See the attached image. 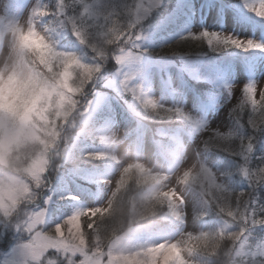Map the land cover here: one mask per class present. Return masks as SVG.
<instances>
[{
    "label": "snow or ice",
    "instance_id": "snow-or-ice-1",
    "mask_svg": "<svg viewBox=\"0 0 264 264\" xmlns=\"http://www.w3.org/2000/svg\"><path fill=\"white\" fill-rule=\"evenodd\" d=\"M17 4L20 12L27 8V17L23 23L7 26L10 45L6 51L0 43L4 57L0 61V229L22 238L18 248L24 264H202L200 257L203 264H264V231L257 232L264 230V203L258 195L264 190V151L254 156L256 135L264 132V86L254 83L240 88L233 110L238 129H243L241 120L247 112L251 134L211 130L202 144L205 151L222 150L233 157L231 172H214L200 158L184 161L177 145L175 156L180 163L174 170H155L137 160L124 162L115 179L100 181L110 188L104 204L77 208L49 226L54 196L49 173L59 171L61 164L71 159L64 129L86 124L106 62L115 65L119 92L130 97L140 114L180 119L197 131L203 124L182 107L158 102L124 71L142 61L146 35L138 25L158 0L125 4L35 0L30 6L17 0ZM249 11L264 18V0ZM65 35L70 37L66 44L74 41L91 55L84 58L58 46ZM26 36L40 40L43 52L26 44ZM185 39L203 42L209 49L264 51V44L215 31L190 33L181 37ZM89 86L91 94L82 101ZM225 91L232 97L231 86L226 85ZM95 138L106 149L113 147L114 135ZM83 158L121 162L114 151H90L83 153ZM253 160L259 163L253 164ZM231 175L238 176L245 186H226L224 178ZM184 189H191L197 197L193 221L214 214L223 227H182L172 240L131 248L123 245L125 236L157 215L186 225ZM58 199L78 201L70 193ZM105 220L114 223L106 226Z\"/></svg>",
    "mask_w": 264,
    "mask_h": 264
},
{
    "label": "rangeland",
    "instance_id": "rangeland-1",
    "mask_svg": "<svg viewBox=\"0 0 264 264\" xmlns=\"http://www.w3.org/2000/svg\"><path fill=\"white\" fill-rule=\"evenodd\" d=\"M13 1H15L16 4ZM51 1L54 0H45L46 3H51ZM112 1H116V0H105V2L108 3H112ZM166 1L167 0H158V5L154 7L151 13L142 21L140 25H138V27L143 28L146 35V39L143 43V48L146 49L145 51L146 55L142 57L141 62L127 66L124 69V71H128L130 74H132L133 83L142 84L143 87L145 88V91L148 92V94L153 98H155L158 102L164 104L166 107L169 106L182 107L185 111L191 114L195 120L200 121L199 120L201 113L199 106L200 103L198 99L195 97V95L194 94H193L194 96L192 95V90L194 89L197 90L198 88H200V85L196 83L194 89H192L189 88L188 85H184L181 82L180 76L175 67L176 57H172L171 56L172 54L161 55L162 53L161 49L157 52V54L153 52V49L159 46L158 43L159 38L157 37V32L163 25V17H164L163 9L165 8L164 5H167L168 3ZM256 1H258V3ZM34 2L35 0H31L30 4ZM183 2L184 0H182L181 4H183ZM123 3L124 4L131 3V0H128L126 2H116L115 4H123ZM260 3L261 0H253L252 3L253 6H250V8L259 5ZM12 4L15 5L12 6ZM213 4L217 5L219 4V2ZM233 16H234L233 13L228 14L227 16L228 24L224 28H221L218 26L217 16L214 10H212L210 12V16L207 17L206 20L194 21L196 23L192 27H190V33L197 34L202 30L215 31L222 35H231L233 38H240L243 40L251 39L254 42L264 44V40H261L259 38V28H256L255 26L250 24H247V26L246 25L238 26L236 24L237 22L232 19ZM26 17H27V8H25L24 12H20L17 4V0H0V35H3V44L5 51L7 47L10 45V36L7 31V26L9 24H14V23H23ZM255 19L260 21L258 23L259 25L264 24V18L257 17L253 12L249 11L247 15V21L252 23ZM67 39H70V37H67ZM67 39L61 38L58 42V46L64 49L66 46H68V49L72 50V43L71 44L65 43V40ZM255 50L257 49H251L248 51H244V50L239 51L237 56L235 57V61H233L232 66L229 68V70L223 73L222 76L219 77L213 72V70L219 62L223 60L226 61L227 59L219 58L211 62L206 61L203 62L202 64L195 65L192 68L191 71L192 74H195L200 79L212 80L220 85H221L220 81L225 79L228 83V86L232 87L233 95L232 97H229L225 91V88L222 87L224 91L223 97L221 98L220 96L218 100L215 102L216 106L212 109L208 117L205 119V122L203 123V128H201L195 133L192 144H187L184 139L183 145L181 146L183 147L182 157L184 161H191L196 158H200L214 172L217 173L231 172L234 162H228V161L221 162L217 160L216 157L212 155L213 154L211 153L212 150L205 151L202 147V144L203 141L208 138L211 130H219L221 132L237 131L238 129L237 126L231 124L232 120H230V117H228L229 114L228 112L232 107L233 108L235 107L234 106L235 103L237 102V100H239L240 88L244 84L254 83L257 86H264V59L255 63L250 78L245 76L243 71V65L242 62L240 61L244 55ZM88 53L89 51L87 49H82L81 46L77 51V54L82 55L84 58L90 56V54ZM191 56L192 55H190L186 60L188 63L194 64L196 61H194ZM150 66H151V70L149 74L146 75L147 73L146 69ZM162 67H164V71L167 75L173 77L172 82L174 84V90L172 93H167L165 90L166 83L161 79ZM115 71H116L115 65H113L112 68H110V72L104 69L101 79L96 83L95 104L93 105L92 111L85 118L86 123L91 119L93 115L98 113L99 116L104 111V108H108L109 110H113L116 112L120 109L117 105H120L121 101H119L116 104L117 100L114 97V95L118 93L119 96H121L118 88V78L115 77L114 75ZM176 75L178 76L180 82H178ZM223 91L221 90L222 94ZM90 94H91V90L88 95L83 96L81 98L82 101L84 99H87L90 96ZM115 117H116L115 127L108 130L107 135H114V145L110 151H114L118 155L121 162L117 164L115 162L110 161L112 163L111 166L112 169L106 171L105 175L97 179L99 183L101 180L104 179H109V180L115 179L118 176L119 169L123 165V163L130 160L140 161L148 167L165 172L174 170L177 164L180 163V161H177L175 153H173L174 162L172 163V165H167L165 160L159 154H154L153 150L155 149V145H153L149 141V135L146 132H144L141 135V137L143 138V146L141 153L136 158L133 157L131 154V152H133L134 150L133 140L136 138L137 134L136 133L130 134V132H128L129 129H131L130 122H125L124 120H118V116ZM85 125H78L76 128L66 127L64 129L63 135L68 138V142L71 147V156L73 153L77 151L78 140L83 139V137H81L80 135ZM152 125L154 129L159 130L160 137L164 141H166V135L164 134V129L154 124ZM179 133L182 132L179 131ZM70 161H71L70 159L65 160L61 164L60 170L57 172L65 173L66 175L73 172L75 168H70L68 166ZM55 163H57V161L53 159V165H55ZM50 171L53 172V175L56 172L55 170H50ZM233 180L235 179H233L231 176H225L224 178V182L226 186L232 189H237L238 184L236 183V181L239 180H235V181ZM50 184H53V182L50 181ZM100 185L103 187V192H102L103 202L98 206L104 204L110 195V188L101 183ZM60 191L62 193H59V196L66 194L64 193L65 189L63 187H61ZM184 193L186 196V211L188 212V216L186 218V225L184 226L178 225L174 222V227L178 228L179 232L182 227H186L188 230H214L220 227L219 225L213 224V222L211 221H206V220L201 222L193 221L191 213L193 207L197 202V197L195 196L193 191H191V189H184ZM260 198H263V196H260ZM53 205L55 207L58 205V198L54 196L52 199V203L49 207V213ZM68 209L73 211L76 210L77 208L74 209L68 208ZM157 217H164V216L157 215L152 219H155ZM48 219H49V214H48ZM52 224L53 223L49 221V226H51ZM178 234L173 237L165 236V234L163 233L155 234L154 241H150L147 243L145 242L146 239L134 240L135 241L134 242L129 237H125L122 243L127 248L138 247L147 244L160 243L165 240H172L175 239L178 236ZM21 241L22 238L15 235L11 230L4 231L0 229V264H24L23 258L21 257L18 248V245L21 243ZM197 259L201 260L203 264L202 257Z\"/></svg>",
    "mask_w": 264,
    "mask_h": 264
},
{
    "label": "trees",
    "instance_id": "trees-1",
    "mask_svg": "<svg viewBox=\"0 0 264 264\" xmlns=\"http://www.w3.org/2000/svg\"><path fill=\"white\" fill-rule=\"evenodd\" d=\"M126 1H128V0H116V1H112V3L126 2ZM52 2H54V1H51V3ZM166 2H168V3H167V5H164V7H165L163 9L164 16L166 14V10L170 8L171 4H173L172 1H170V0L169 1L167 0ZM164 20H166V18ZM67 37H68L67 35L63 36V38H65V39H67ZM168 45H171V48H169L167 46L163 47L161 49V52H162L161 55L172 54L173 56H177V58L178 57L183 58L184 56L187 57V56H190V55H192L191 57H193V58H195L198 55H206V57H209L211 55H219V54H222V53L233 52L234 50H236L235 48L209 49L208 46L206 44H204L203 42L192 41V40H188V39L181 40V41H178V42H175V43H170ZM75 46H76V50H79V49H77V47L80 48V46L78 44H76V43H75ZM88 54L91 55L90 52ZM112 66H113V64L111 63V61H108V62H106L104 69H106L108 72H110V68H112ZM90 90H91V86L86 88L84 96L88 95ZM121 96L123 98V100L122 99L121 100L123 102H125L126 104L131 102L130 97L123 96L122 94H121ZM237 104H238V100H237V102H236V104L234 106L236 107ZM133 106H134V108H136V109H134V111L138 110L139 114H140V110H139L138 106L134 102H133ZM234 108H233V110H234ZM140 115L145 117V118H147V120H145V121L149 125H151V124H154L156 126H157V124H167L168 125V124H171L173 121H175V118L162 119V118H157V117H147V116H144L142 114H140ZM234 115L235 114L232 111V112H230L228 117H230V120H232V123L236 126V124L234 122V119H233ZM247 115H248L247 112H245L244 113V119L241 120V124H243V129H237V131H242L245 136L251 134L250 130L248 129L247 123H246ZM263 135H264V132H260V133H258L256 135V149H255L254 156H259V155H261L262 151H264V144L261 143ZM98 146H99V143H97L96 148H98ZM216 153L220 154L219 158H221V159H223L225 161L234 162V158L229 156L224 151L217 150ZM79 159L80 158H76L75 160H79ZM96 162L97 161H94V163H96ZM256 163H259V162L256 161V160H253V164H256ZM50 174H51V171L49 173V176H50ZM232 176H236V175H232ZM258 195H259V197L263 196V198H260V201L262 203H264V190L259 191ZM52 213H53L52 220L55 221L56 216L59 215V212L57 213L56 211H53ZM154 221H155V219H152V218L149 219V220H146V221L142 222L137 228L140 229V230H145V229L151 230L153 228ZM103 223L107 226V225L113 224L114 221L105 220Z\"/></svg>",
    "mask_w": 264,
    "mask_h": 264
},
{
    "label": "clouds",
    "instance_id": "clouds-1",
    "mask_svg": "<svg viewBox=\"0 0 264 264\" xmlns=\"http://www.w3.org/2000/svg\"><path fill=\"white\" fill-rule=\"evenodd\" d=\"M24 41H25V43L28 44L29 46H31V47H35V48H37V49H39V50H41V51L43 52V50H44V45L41 43L40 40H38V39H36V38H34V37H31V36H26V37H24ZM3 58H4L3 55L0 54V61H2Z\"/></svg>",
    "mask_w": 264,
    "mask_h": 264
}]
</instances>
